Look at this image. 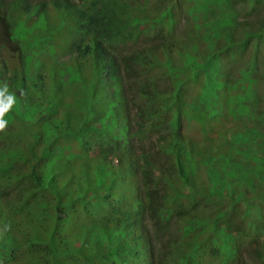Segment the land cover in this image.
<instances>
[{"label": "trees", "instance_id": "1", "mask_svg": "<svg viewBox=\"0 0 264 264\" xmlns=\"http://www.w3.org/2000/svg\"><path fill=\"white\" fill-rule=\"evenodd\" d=\"M260 41L264 0H0V264H264Z\"/></svg>", "mask_w": 264, "mask_h": 264}, {"label": "rangeland", "instance_id": "2", "mask_svg": "<svg viewBox=\"0 0 264 264\" xmlns=\"http://www.w3.org/2000/svg\"><path fill=\"white\" fill-rule=\"evenodd\" d=\"M257 47H259L262 51L264 50V42H259V44L257 45ZM66 56L64 55H59L58 56V59L60 60H63L65 59ZM239 92H243V89H240L238 90ZM110 93V90L109 89H106V91H104L105 95L103 97V104H106L105 102H108V99H107V93ZM102 100V98H101ZM245 116L244 114L241 116L243 117ZM252 114H251V111L249 113V116L251 118ZM250 125H252V123L250 122ZM247 126L245 124H242V123H237L232 129H236V130H232L231 128L229 129L228 132H226V134H229V133H235V135L237 136V132H242V131H245L244 127ZM251 127L252 129V126H249ZM264 129V127L262 128V130ZM264 131V130H263ZM239 136L241 138H243L242 136V133H239ZM246 142V141H243V143ZM145 143H148V142H145ZM251 143V142H250ZM257 148V146L255 147ZM155 150V149H154ZM229 165H225L223 167L224 169V177L222 179V182H223V186H224V189L228 188L229 185H231V183H235L236 184V188H238L239 192L234 195V201L235 203L237 202L238 204L240 203H243V199L244 198H248L250 197L251 199H254L255 195H253V190L250 188L249 185H245L243 183H245V180L242 176H238V175H230L229 173ZM239 171V168L237 169ZM246 171L243 172V174H245ZM223 190V189H222ZM236 203V204H237ZM237 204V205H238ZM254 212H256L258 210V205H256V208H254Z\"/></svg>", "mask_w": 264, "mask_h": 264}, {"label": "clouds", "instance_id": "3", "mask_svg": "<svg viewBox=\"0 0 264 264\" xmlns=\"http://www.w3.org/2000/svg\"><path fill=\"white\" fill-rule=\"evenodd\" d=\"M15 104L16 96L10 94L7 84H4L0 87V132L6 130L8 121L5 119V116L12 110Z\"/></svg>", "mask_w": 264, "mask_h": 264}]
</instances>
